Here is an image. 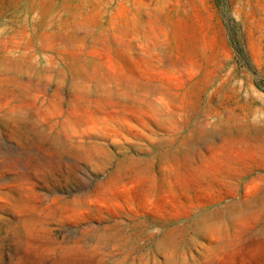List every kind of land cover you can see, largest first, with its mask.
Wrapping results in <instances>:
<instances>
[{"label": "rangeland", "instance_id": "obj_1", "mask_svg": "<svg viewBox=\"0 0 264 264\" xmlns=\"http://www.w3.org/2000/svg\"><path fill=\"white\" fill-rule=\"evenodd\" d=\"M0 264H264V0H0Z\"/></svg>", "mask_w": 264, "mask_h": 264}, {"label": "bare ground", "instance_id": "obj_2", "mask_svg": "<svg viewBox=\"0 0 264 264\" xmlns=\"http://www.w3.org/2000/svg\"><path fill=\"white\" fill-rule=\"evenodd\" d=\"M23 231V230H22Z\"/></svg>", "mask_w": 264, "mask_h": 264}]
</instances>
